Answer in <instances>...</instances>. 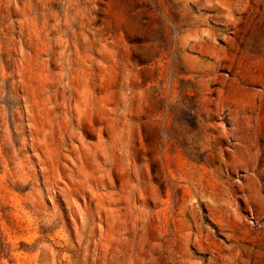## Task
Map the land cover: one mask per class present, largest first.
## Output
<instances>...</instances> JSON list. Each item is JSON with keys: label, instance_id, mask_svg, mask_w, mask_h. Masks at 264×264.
<instances>
[{"label": "rangeland", "instance_id": "1", "mask_svg": "<svg viewBox=\"0 0 264 264\" xmlns=\"http://www.w3.org/2000/svg\"><path fill=\"white\" fill-rule=\"evenodd\" d=\"M0 264H264V0H0Z\"/></svg>", "mask_w": 264, "mask_h": 264}]
</instances>
